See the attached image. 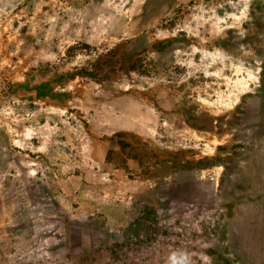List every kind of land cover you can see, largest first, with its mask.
Segmentation results:
<instances>
[{"label":"rangeland","instance_id":"374dc122","mask_svg":"<svg viewBox=\"0 0 264 264\" xmlns=\"http://www.w3.org/2000/svg\"><path fill=\"white\" fill-rule=\"evenodd\" d=\"M0 264H264V0H0Z\"/></svg>","mask_w":264,"mask_h":264}]
</instances>
